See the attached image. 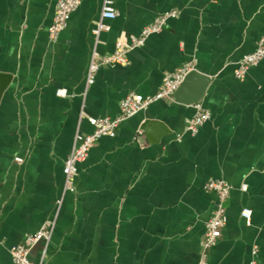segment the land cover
<instances>
[{
	"label": "crops",
	"instance_id": "crops-1",
	"mask_svg": "<svg viewBox=\"0 0 264 264\" xmlns=\"http://www.w3.org/2000/svg\"><path fill=\"white\" fill-rule=\"evenodd\" d=\"M56 1L0 0V74L10 77L0 97V264L47 221L44 264H197L216 200L203 189L210 180L230 192L206 264H264V59L244 80L233 77L264 37V0H114L116 17L101 21L109 30L98 37L100 0H83L52 41ZM169 11L178 16L126 65L99 69L86 87L93 50L112 53ZM191 61L210 78L198 133L185 132L192 105L156 102L99 139L77 166L74 192L63 194L62 166L75 134L91 133L87 120L116 117L128 94L154 95ZM145 121L164 129L157 143Z\"/></svg>",
	"mask_w": 264,
	"mask_h": 264
},
{
	"label": "built area",
	"instance_id": "built-area-1",
	"mask_svg": "<svg viewBox=\"0 0 264 264\" xmlns=\"http://www.w3.org/2000/svg\"><path fill=\"white\" fill-rule=\"evenodd\" d=\"M83 0H57L54 6L52 20L47 29L50 40H55L58 34L66 27L70 15L77 10ZM114 0H100V21L96 23L93 34L98 37L101 31H108L109 28L102 24V20H113L116 13L113 9ZM178 12L169 11L157 15L151 24L141 30L138 36L132 37L127 43L117 42L112 53L105 56H98L95 50L91 52L85 74L86 87L94 83L97 71L108 66H124L127 62V55L141 48L146 40L159 34L166 26L167 22L175 19ZM264 59V37L259 40L255 50L246 56H243L235 64L233 77L242 81L245 79L250 68L258 65ZM194 70V61L183 64L174 72L167 74L162 79L157 92L152 96H141L130 93L119 103V114L114 118H89L88 125L92 131L89 134L76 133L71 150L62 166L63 175V194L73 193L75 189V180L78 175L77 166L84 162L90 149L101 138H114L122 122L128 120L134 115L146 110L150 105L171 99L173 93L178 88L186 74ZM60 96V92H57ZM194 110L193 117L186 122L185 132L195 136L199 129L208 120V113L199 103L192 105ZM141 133L139 132V135ZM206 192L215 195V204L209 219L204 224V232L199 249L197 264H206L208 251L220 238L221 230L225 225V203L228 199L230 187L221 180H210L203 186ZM245 186L242 190H245ZM61 201H57L60 206ZM241 217L246 223H249L250 211L243 210ZM54 229V222L47 221L35 233L25 235L20 244L9 250L10 264H44L47 255V245ZM39 246V256L37 262L29 260V253L35 247ZM256 251L252 250L251 255L255 256ZM249 264H256L251 261Z\"/></svg>",
	"mask_w": 264,
	"mask_h": 264
},
{
	"label": "water",
	"instance_id": "water-1",
	"mask_svg": "<svg viewBox=\"0 0 264 264\" xmlns=\"http://www.w3.org/2000/svg\"><path fill=\"white\" fill-rule=\"evenodd\" d=\"M10 81V77L7 75L0 74V97L5 91ZM210 83V78L205 76L195 69L185 75L178 88L173 93L174 100L182 105H193L198 103ZM141 130L145 131L149 141L157 143L159 137H161L164 129L161 128L157 122L145 121ZM153 131L157 134L154 133Z\"/></svg>",
	"mask_w": 264,
	"mask_h": 264
}]
</instances>
